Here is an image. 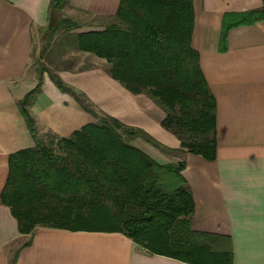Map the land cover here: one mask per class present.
<instances>
[{
    "label": "crops",
    "instance_id": "obj_1",
    "mask_svg": "<svg viewBox=\"0 0 264 264\" xmlns=\"http://www.w3.org/2000/svg\"><path fill=\"white\" fill-rule=\"evenodd\" d=\"M119 1L69 0L65 16L77 20L85 14L93 22L70 34L102 30ZM49 3L0 0V264H11L13 257V264H189L151 253L117 231L36 227L19 234L17 220L2 203L9 155L35 145L18 101L39 78V90L28 106L39 137L44 133L68 137L97 121L47 72L40 75L34 67L33 53L48 25ZM263 4L264 0H192L190 45L198 52L216 105V157L211 161L178 151L179 138L160 125L164 110L147 94H134L114 80L106 60L95 57L90 66L60 63L55 68L57 76L84 96L96 113L140 128L162 148L173 150L167 153L139 137L131 141L159 164L184 163L181 175L194 204L191 227L225 239L232 264H264V19L232 26L224 40L221 30L225 14Z\"/></svg>",
    "mask_w": 264,
    "mask_h": 264
},
{
    "label": "trees",
    "instance_id": "obj_2",
    "mask_svg": "<svg viewBox=\"0 0 264 264\" xmlns=\"http://www.w3.org/2000/svg\"><path fill=\"white\" fill-rule=\"evenodd\" d=\"M68 5L69 0H50L41 51L54 35L80 28L63 14ZM112 17L116 22L102 30L74 33L77 47L106 59L114 80L134 94H147L164 110L160 125L179 138L178 151L214 160L216 105L198 52L190 45L192 0H120ZM263 19L264 4L259 9L225 14L221 39L234 25ZM46 71L40 69L39 74ZM48 75L97 121L68 137L48 133L42 139L28 109L40 78L18 101L35 145L9 155L1 201L17 220L19 234H29L36 227L117 231L151 253L182 262L232 264L225 239L191 227L194 204L181 175L184 163L159 164L131 141L139 137L167 153L173 150L162 148L140 128L96 113L56 73ZM182 131L194 134L197 140L184 142Z\"/></svg>",
    "mask_w": 264,
    "mask_h": 264
},
{
    "label": "rangeland",
    "instance_id": "obj_3",
    "mask_svg": "<svg viewBox=\"0 0 264 264\" xmlns=\"http://www.w3.org/2000/svg\"><path fill=\"white\" fill-rule=\"evenodd\" d=\"M77 21L80 26H86L90 23H93L88 16L85 14L79 15V18H77ZM116 20L112 17L104 22V26L115 23ZM43 36L41 37V45L39 48L34 49L33 53V62L34 67L37 69V72H40V69L47 70V74L50 72H55L56 65H67L69 67L77 66L80 64V67H86L93 64V61L95 60L96 54H93L91 52L81 51L77 47L76 40L74 38L73 34L70 33H60L56 34L52 37V40L50 44L47 46L45 51H41L43 49ZM57 40V41H56ZM56 41V42H55ZM58 41L64 42V45L61 46V44L58 43ZM82 52L80 55L79 52ZM80 52V53H81ZM85 52V53H84ZM89 53V54H86ZM101 58V57H98ZM104 59V58H101ZM106 60V59H104ZM107 62V61H106ZM108 63V62H107ZM46 133L41 134L39 138L46 139L47 136ZM181 138L184 142H192L193 140H197L196 136L194 134L188 133L186 131H182Z\"/></svg>",
    "mask_w": 264,
    "mask_h": 264
}]
</instances>
